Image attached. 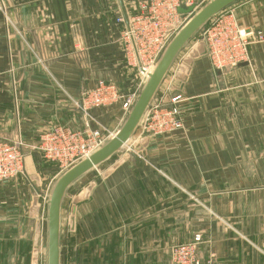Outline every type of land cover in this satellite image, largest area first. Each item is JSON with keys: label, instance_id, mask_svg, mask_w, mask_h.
Masks as SVG:
<instances>
[{"label": "crops", "instance_id": "obj_1", "mask_svg": "<svg viewBox=\"0 0 264 264\" xmlns=\"http://www.w3.org/2000/svg\"><path fill=\"white\" fill-rule=\"evenodd\" d=\"M141 1L0 0V137L22 141L26 154L25 175L0 184V264H46L47 225L43 245L36 217L61 175L34 149L41 134L89 120L117 134L121 104L87 112L83 92L99 81L142 91L116 22ZM210 1L182 0L194 10L179 13L188 22ZM220 17L264 38V0H242L179 53L151 105L181 94L184 128L143 138L139 126L68 189L60 264H172L170 247L197 234L204 258L264 264V39L245 62L216 70L202 34Z\"/></svg>", "mask_w": 264, "mask_h": 264}, {"label": "built area", "instance_id": "obj_2", "mask_svg": "<svg viewBox=\"0 0 264 264\" xmlns=\"http://www.w3.org/2000/svg\"><path fill=\"white\" fill-rule=\"evenodd\" d=\"M184 5L182 0H142L138 14L116 19L118 24L125 26L120 42L127 66L137 70L140 88L147 82L169 43L185 26L187 18L179 13ZM256 39L262 41L264 38L261 33L255 35L224 17L214 20L202 34V40L207 45L208 55L216 70L231 69L245 62L248 47ZM138 93L124 94L116 85L99 81L95 88L83 92L81 102L87 112L98 107L121 104L128 115L139 96ZM183 101V96L175 93L166 100L150 105L139 125L141 136H162L183 129L179 109V104ZM114 136L113 132L107 130L92 129L89 120L78 131L55 126L41 134L34 149L41 152L46 161L55 164L60 174H64L88 159ZM24 149L22 141L14 142L0 137V184L25 175ZM133 149L130 146L128 151L132 152ZM44 201L48 203L47 197ZM201 243L202 237L197 235L191 243L177 248V263L219 264L213 258L203 260L199 256Z\"/></svg>", "mask_w": 264, "mask_h": 264}, {"label": "water", "instance_id": "obj_3", "mask_svg": "<svg viewBox=\"0 0 264 264\" xmlns=\"http://www.w3.org/2000/svg\"><path fill=\"white\" fill-rule=\"evenodd\" d=\"M240 1L242 0H211L203 6L169 43L117 134L88 159L65 172L55 182L48 196L47 203L46 264H60L61 209L68 189L83 176L120 152L128 144L179 53L217 14ZM193 10L194 7L192 6L180 9L179 12L187 14ZM139 150L140 148L136 149L135 152H139ZM132 155L136 156L135 153Z\"/></svg>", "mask_w": 264, "mask_h": 264}, {"label": "rangeland", "instance_id": "obj_4", "mask_svg": "<svg viewBox=\"0 0 264 264\" xmlns=\"http://www.w3.org/2000/svg\"><path fill=\"white\" fill-rule=\"evenodd\" d=\"M184 128V127H183ZM182 130V129H181ZM174 133V132H173ZM169 134H172V133H169ZM165 135H168V134H165ZM152 137H155V136H152ZM128 145V144H127ZM126 145V146H127ZM129 148V147H128ZM129 153H131L130 151H129ZM132 153H137V152H135L134 151V149H133V151H132ZM60 175H63V174H60ZM47 199H48V197H47ZM44 203H45V206H43V207H41V209L39 210V212H38V216L36 217V220H37V222L39 223V226H40V228H38V230H40V236L41 235H43V245H45V242H44V240H45V234H46V213H47V201H44ZM44 208V209H43ZM197 235H199L200 237H202L201 236V234H197ZM197 235H195L194 236V238L197 236ZM40 239V238H39ZM194 240V239H193ZM188 243H191V242H187V243H184V244H177V245H173V246H171L170 247V250H169V253H170V256H171V262H172V264H178L177 263V261H176V257H175V251H176V249L177 248H180V247H182V246H184V245H186V244H188ZM202 243H203V238H202ZM201 243V244H202ZM199 256L200 257H202L203 258V260H208V259H210V258H213V259H215L219 264H221L215 257H207V258H204V255H201V253H200V246H199ZM12 264H14V263H12Z\"/></svg>", "mask_w": 264, "mask_h": 264}]
</instances>
